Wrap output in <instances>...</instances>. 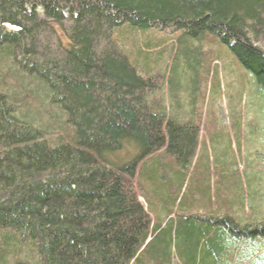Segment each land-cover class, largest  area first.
Wrapping results in <instances>:
<instances>
[{
  "label": "trees",
  "instance_id": "obj_1",
  "mask_svg": "<svg viewBox=\"0 0 264 264\" xmlns=\"http://www.w3.org/2000/svg\"><path fill=\"white\" fill-rule=\"evenodd\" d=\"M261 120L264 0H0V264H264Z\"/></svg>",
  "mask_w": 264,
  "mask_h": 264
},
{
  "label": "rangeland",
  "instance_id": "obj_2",
  "mask_svg": "<svg viewBox=\"0 0 264 264\" xmlns=\"http://www.w3.org/2000/svg\"><path fill=\"white\" fill-rule=\"evenodd\" d=\"M12 28H16L15 26H12ZM160 36H156V39H160L162 43L161 49L163 50V53L160 54L161 56H154V55H150V59H155V60H159V63L161 64L160 66H168L169 64H171V60L173 59V48H170L169 46L171 45V38L173 40V37L175 36H170V39L167 38V36L169 35V33L166 32H161ZM152 35H148V36H144V37H140L139 40L140 41H144L147 38L151 37ZM165 38L167 40H165ZM205 45H202V47ZM175 50V47H174ZM198 59V58H197ZM197 62L199 63V67H198V74H199V78H198V85L196 86V90L194 93V97L197 98L196 102H197V106L195 109V112L197 113V117H196V121L201 122V118L203 117V121L205 120V124H207V120L212 119L213 118H217V121H219V123H221L222 125H228V122L231 120V122H234V128L232 129V137H234V140L237 141V143L240 145L241 147V154H242V158H239V161L237 160L236 164H239L240 169L244 168L243 163H245L246 161H250V157H248V155H250L251 153V157L253 156L252 151L250 150V148H254L255 143H253L252 141V128L250 129L249 127L251 126V119L250 118H245L243 120H240L239 124L237 125V123H235L236 119H230V114L231 116H234V113L237 114H243L242 109L238 108V103L234 104V105H230V107L228 108L227 102L225 101V98L223 96H220L222 94H219L218 92L220 90H218V88L220 89V87L216 88L215 85L211 84L210 85V78L206 76V74L203 73L202 69L204 68V63L203 60H201V58L199 57V59L197 60ZM215 66L217 67L216 69V75L217 78H219V82L220 85L222 87V85H224V78L222 79L221 77H225V72L223 71V64L221 62L215 63ZM212 71V70H211ZM229 80V79H228ZM185 87V88H184ZM215 87V88H214ZM183 89H186V86L182 83V87ZM179 96V100H181V102L185 101V93L180 91L178 93ZM234 99V97H233ZM249 101V100H248ZM243 100L240 103V106L242 105ZM260 101H259V106H260ZM261 107V106H260ZM183 108V107H182ZM238 108V109H237ZM189 106H184V110L185 111H189ZM246 115V114H245ZM235 117V116H234ZM239 117V115H238ZM202 121V122H203ZM262 123H259V125ZM248 129L250 130V136L248 135ZM211 131V128L209 129V132ZM259 131V139L261 137H264V125H260L258 128ZM259 139H256V142L259 143ZM251 142V143H250ZM250 143V145H248ZM257 143V144H258ZM248 145V146H247ZM223 147V146H222ZM256 150H257V145H256ZM228 166V164H227ZM226 166V167H227ZM229 167V166H228ZM228 168V172H229ZM249 174L250 171L248 170ZM252 176V175H251ZM263 184V183H262ZM258 186V185H257ZM264 189V186H263ZM162 193V192H161ZM264 193V190H263ZM163 195V194H162ZM261 207V205H260Z\"/></svg>",
  "mask_w": 264,
  "mask_h": 264
},
{
  "label": "clouds",
  "instance_id": "obj_3",
  "mask_svg": "<svg viewBox=\"0 0 264 264\" xmlns=\"http://www.w3.org/2000/svg\"><path fill=\"white\" fill-rule=\"evenodd\" d=\"M261 248L262 249H264V245H261ZM229 251H234V248H232V247H229V249H228Z\"/></svg>",
  "mask_w": 264,
  "mask_h": 264
},
{
  "label": "bare ground",
  "instance_id": "obj_4",
  "mask_svg": "<svg viewBox=\"0 0 264 264\" xmlns=\"http://www.w3.org/2000/svg\"><path fill=\"white\" fill-rule=\"evenodd\" d=\"M7 29L10 30L12 29V25H6ZM263 239V238H262ZM264 243V242H263Z\"/></svg>",
  "mask_w": 264,
  "mask_h": 264
}]
</instances>
